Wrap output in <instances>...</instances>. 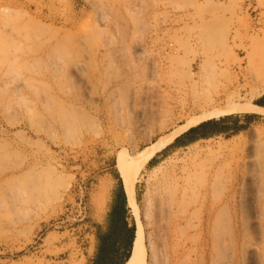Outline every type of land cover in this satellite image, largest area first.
I'll return each mask as SVG.
<instances>
[{
    "label": "rangeland",
    "instance_id": "1",
    "mask_svg": "<svg viewBox=\"0 0 264 264\" xmlns=\"http://www.w3.org/2000/svg\"><path fill=\"white\" fill-rule=\"evenodd\" d=\"M262 97L264 0H0V264H86L119 155L228 116L154 155L129 220L147 264H264Z\"/></svg>",
    "mask_w": 264,
    "mask_h": 264
},
{
    "label": "crops",
    "instance_id": "2",
    "mask_svg": "<svg viewBox=\"0 0 264 264\" xmlns=\"http://www.w3.org/2000/svg\"><path fill=\"white\" fill-rule=\"evenodd\" d=\"M116 188L117 185H114L99 209L91 211L90 235L93 246L86 264H90L96 254L100 258L99 264H125L128 259L127 253L130 255L134 238V231L132 232L131 228L134 224L129 220V209L123 187L124 206L119 212L120 217L116 221L112 220L114 214L111 208Z\"/></svg>",
    "mask_w": 264,
    "mask_h": 264
},
{
    "label": "bare ground",
    "instance_id": "3",
    "mask_svg": "<svg viewBox=\"0 0 264 264\" xmlns=\"http://www.w3.org/2000/svg\"><path fill=\"white\" fill-rule=\"evenodd\" d=\"M57 52L59 51L57 50ZM46 56H48V54ZM247 109L248 110H258L259 107L232 104L222 110L213 111V112L211 111L210 115L218 116L224 113L238 112V111L247 110ZM194 124H196V122L186 123L185 125H182L177 129H174L173 131L167 133L166 135L159 137L154 142H151L150 145L142 149L140 152L138 151L139 153L138 154L136 153V155L128 154L129 152L127 153V151L126 152L123 151V153L119 155L116 165L121 173L123 189H124V193L126 195L128 204L132 207L133 212L135 214L137 213V211L135 207L134 184H135V179L137 175L146 166V164L154 157V155L157 152L161 151L166 145L171 143L177 135L186 131L190 126ZM151 257H153V255ZM125 264H147V251H146V245H145V236H144L141 225H138L135 229L132 249H131L130 255L128 259L126 260Z\"/></svg>",
    "mask_w": 264,
    "mask_h": 264
},
{
    "label": "trees",
    "instance_id": "4",
    "mask_svg": "<svg viewBox=\"0 0 264 264\" xmlns=\"http://www.w3.org/2000/svg\"><path fill=\"white\" fill-rule=\"evenodd\" d=\"M257 105L264 107V97H262L260 100L255 102ZM243 118L249 119L248 115H243ZM231 118L233 123L231 126L227 127L224 126V123L227 119ZM237 117L236 116H228V117H223L218 120H207L205 122H202L198 124L195 127L190 128L187 130L183 135L187 136L192 133H196L195 136H191L187 139V143L195 141L198 138H205L207 136H210L211 134H217V133H223L227 130L237 132L241 129H245L248 126V123L245 125H237ZM118 183H117V188L114 193V200H113V205L111 208V212L114 214L112 215V220L116 221L118 217H120L119 212L124 206V197H123V192H122V186L121 183L119 182V179L117 178ZM131 231H134V226H132ZM129 254L127 253L126 258H128ZM99 255L96 254V256L93 258V260L90 262V264H99L100 262Z\"/></svg>",
    "mask_w": 264,
    "mask_h": 264
}]
</instances>
